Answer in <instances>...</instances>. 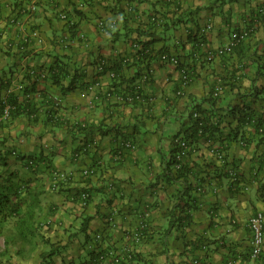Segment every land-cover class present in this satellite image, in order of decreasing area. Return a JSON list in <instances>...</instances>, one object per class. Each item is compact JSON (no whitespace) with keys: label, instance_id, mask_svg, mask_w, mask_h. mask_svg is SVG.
<instances>
[{"label":"crops","instance_id":"1","mask_svg":"<svg viewBox=\"0 0 264 264\" xmlns=\"http://www.w3.org/2000/svg\"><path fill=\"white\" fill-rule=\"evenodd\" d=\"M263 6L264 0H0V98L8 85L21 84L10 95L19 104L32 100L35 109L0 120V193L16 190L23 198L13 216L0 219V264H87L92 249L122 253L125 245L133 246L137 264H264V245L251 255L248 226L257 211L264 216V139L255 121L241 122L240 111L248 106L264 123V22L257 20ZM249 23L255 29L235 51L207 59ZM199 35L203 46L195 43ZM140 42L154 56L146 100L121 103L114 93L140 78ZM162 55H175L179 66ZM180 67L190 74L182 88ZM194 106L216 129L196 137L171 179L164 171L172 143L188 134ZM78 122L92 133H77ZM126 140L134 150L122 147ZM38 156L61 175L58 187L51 188L45 164L26 168ZM85 168L93 172L83 175ZM83 189L90 198L81 207L74 193ZM35 197L32 218L20 223Z\"/></svg>","mask_w":264,"mask_h":264},{"label":"built area","instance_id":"2","mask_svg":"<svg viewBox=\"0 0 264 264\" xmlns=\"http://www.w3.org/2000/svg\"><path fill=\"white\" fill-rule=\"evenodd\" d=\"M259 13V19L258 21L264 22V6L258 9ZM65 15H61L62 18H64ZM12 23L17 24L16 19L11 20ZM98 25L100 28L104 27V22L99 20ZM210 28V25L207 26V29ZM255 29V23H251L249 25H245L239 29L232 30L230 33V36L227 40V42L215 49L212 52H209L207 54V59H210L213 56H221L224 54H229L233 51V49L239 44L240 42L245 41L247 38L251 36ZM31 35L36 38L38 41H40V34L37 30H33L31 32ZM202 46L204 44H201ZM162 60H164L166 63H169L170 65L179 66L178 59L175 55H162ZM123 62H126V59L123 60ZM102 69V66H98L97 70L100 71ZM179 71V86L180 88L184 87L190 80V74L189 72L183 68H178ZM45 75V72H41L40 76L43 77ZM151 77V71L148 72H142L140 75V78L138 82H135L129 86L123 87V89L118 90V92L114 93L117 101L121 103H132V102H143L146 100L143 85L145 82L149 81ZM9 87L5 90V94L1 96L3 109L0 113V120H6L9 119V111L12 109L10 105L7 103L8 95L14 92V90H23V86L21 84L16 85L15 88ZM220 87H215V94L218 93ZM178 94L181 93L180 90L177 91ZM110 93H108L109 95ZM199 117V114L197 112H194L192 114L193 119H197ZM200 124V123H199ZM177 147V151L175 154V164L173 166L174 170H177L181 166V162L184 158L187 157L188 153L191 150V146L188 144L187 140L184 137H176L173 141ZM122 147H125L129 150H134L135 145L130 140H126L121 143ZM211 153L215 156V158L219 161H223L224 159V153L222 149L218 146H213L211 148ZM79 153H75L74 157L78 158ZM26 164H32L30 159H27L25 161ZM93 172V169L91 168H85L82 171L83 175H90ZM60 174L53 171L52 172V180H51V188L54 189L58 187L59 185V179ZM63 178V177H62ZM90 194L87 191H82L78 196V203L81 207H84L87 205V201H89ZM263 223H264V216L260 211H257L253 216L249 218L248 226L250 228L251 232V241H250V251L252 256H258L263 248L264 245V230H263ZM100 234H96V237H99ZM134 238L138 237V234L135 233L133 235ZM99 251V250H98ZM135 251L133 246L125 245L123 248L122 253L115 252L113 250H105L102 253H99V255L94 258L90 259L87 264H133L132 260L134 259Z\"/></svg>","mask_w":264,"mask_h":264},{"label":"trees","instance_id":"3","mask_svg":"<svg viewBox=\"0 0 264 264\" xmlns=\"http://www.w3.org/2000/svg\"><path fill=\"white\" fill-rule=\"evenodd\" d=\"M257 15H259V13ZM249 24H251V23H249ZM249 24H247V25H249ZM193 37L195 39V43L204 44V36L203 35L193 36ZM146 43H148V42H146ZM146 43L140 42V44H139L140 46L135 52V54L137 53L138 63L143 64V66L140 65V67H138V70L136 73L138 75H141L142 72H148L149 71V67H150L149 63H150L151 59L154 58V56L151 54L150 48L147 47L148 44H146ZM239 44H241V42ZM239 44H237V46ZM237 46L233 49L234 51L236 50ZM121 63H123L122 60H121ZM117 68L119 70V66ZM259 68H260V72H258V73L260 74V76H262L264 78V58L261 61ZM60 73H61V71H60ZM60 73L55 74V76H53V77L58 78L57 76H59ZM36 78H37V76H36ZM2 86H5V85H2ZM252 94L256 95L257 93L254 92ZM7 103H8V105H10L12 107V109L9 111V119L13 118V117H15L21 113H24V112H26L28 114V116H32L35 114V109H33L32 100L24 101L23 103L19 104L17 97L15 95L13 96V94H12L8 97ZM30 106H31V108H30ZM2 107H3L2 100L0 98V113L3 109ZM240 111H242V115H241L242 117L241 118L242 119L245 118V121L240 119L241 122L245 123L246 121H250V120L255 121L254 122V129L257 132L256 134H258V136H262V139H264V134H263L264 133L263 132L264 131V123H263L262 118L257 116V118L253 119L254 111L248 106H246L244 110H243V107H241ZM49 112H50V110H49ZM194 112H197L199 114V117L197 119L192 118V114ZM188 117H189V120L191 122L189 125L190 130H189V132H187L188 133L187 135H183L182 137H184L187 140L188 144L192 148V145H193L197 136L203 135V136H205V138H207L208 136L212 137V133L214 132L216 127H212V124L210 123V118L208 117V115L206 113H203L197 106H194L190 110V112L188 113ZM82 124H83V122H78L73 127L75 129V131H77V133L83 132L84 134L86 133V135L92 133V130L89 129L90 127L83 126ZM98 132L100 135L105 134V132H102L100 129H98ZM229 136H230V134H228V137ZM230 137L233 138L232 135ZM172 144H173V147L171 149L169 159L167 160V164L165 166V169L167 170V172L164 171V175H169V177L171 179H174L175 176L176 177L179 176V172L183 169L184 160H183V162H181V166L179 169L175 170L174 172H172L170 170V168L171 167L173 168L174 164L176 163L175 162V154L177 151V147H176L175 143L173 142ZM189 153H188V155H189ZM29 159L31 160L32 164L29 165V164L25 163V166L30 171H32V172L35 171V169H37L38 165L43 163V164H45L44 168L48 169V172L50 174L52 173L53 170H52V168L49 167L50 164L48 163L49 161L47 159H45L41 156H38L36 158L35 157L29 158ZM10 177H12L11 174L7 175V177H6L7 182H8ZM26 187H27V185L23 184V188L25 189ZM84 190L85 189L75 191L74 194L76 196V200H78L79 194ZM85 191H87V190H85ZM22 199L23 198H20V194H18V192L16 190H13L12 193H3V192L0 193V213H1L0 219L5 220L6 217L13 216L16 213V211L18 210V207L21 205ZM30 201H31V203L29 202L27 204L24 214L18 218V221L20 223H26L33 216V214L29 213V211H31V209L33 208L34 203L38 202V198L35 197ZM87 203H88V201H87ZM98 250L99 251L96 253H93V251H94L93 249L91 250V252L89 253V254H91L90 259L96 258L99 255V253H102L105 251V249H100V248H98ZM48 255L49 254L43 255L42 262H46V257ZM50 255H51V253H50ZM132 262H133V264H137L135 259H133Z\"/></svg>","mask_w":264,"mask_h":264},{"label":"rangeland","instance_id":"4","mask_svg":"<svg viewBox=\"0 0 264 264\" xmlns=\"http://www.w3.org/2000/svg\"><path fill=\"white\" fill-rule=\"evenodd\" d=\"M24 163H25V162H24ZM9 164H10V163H9ZM9 167H12V165L10 164ZM12 168H13V167H12ZM17 168H18V167H17ZM16 170H18V171H20V172H24V171H25V170L22 169V168L20 169V167H19L18 169H16ZM9 224H10V223H9ZM22 232H23V229H21V228L16 230V234H17V235H21Z\"/></svg>","mask_w":264,"mask_h":264}]
</instances>
